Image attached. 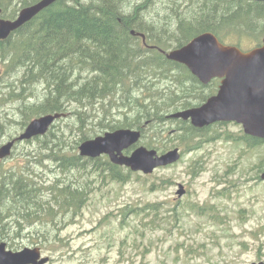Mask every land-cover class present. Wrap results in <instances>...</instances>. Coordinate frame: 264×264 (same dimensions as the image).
Returning <instances> with one entry per match:
<instances>
[{
  "label": "trees",
  "instance_id": "16d2710c",
  "mask_svg": "<svg viewBox=\"0 0 264 264\" xmlns=\"http://www.w3.org/2000/svg\"><path fill=\"white\" fill-rule=\"evenodd\" d=\"M37 1L0 0L2 16L14 19L21 8ZM73 1L54 2L7 39H0V61L5 64L6 73L22 72L18 83L8 86L11 88L8 98L25 101L33 84L45 85L42 101L23 103L22 129L35 117L63 113L65 116L59 120L70 114L78 120L77 129L82 135L75 149L82 141L97 135L100 128L101 131L139 129L141 140L148 148L162 153L181 145L182 155L219 139L222 133L225 139L244 141L249 147L264 142L245 133L236 137L214 128L223 122L197 128L190 121L169 118L172 112L204 103L218 91L220 79L203 84L187 66L168 59L160 50L181 47L205 31L213 32L224 43L239 47L245 38L254 41V46L262 45L264 1L185 0L188 3L182 7L181 0H165L166 10L158 19L148 16L155 0ZM132 30L144 33L150 46H145L142 38ZM163 81L170 84L160 86ZM101 101L129 110L115 119L108 107L99 120V128L88 127L91 110ZM166 121L177 123L178 144L170 147L162 136L167 130L163 126ZM50 135H54L53 130L26 141L46 142L43 138ZM64 136H55L57 151L50 147V158L64 172L91 167L120 182L131 177L130 169L125 171V167L112 163L108 157L91 159L77 152L70 153L62 146ZM258 168L264 170V156ZM48 190L51 191L47 197L49 201L24 168L17 171L0 163V224L8 216L15 215L18 222H47L45 227L46 224L58 225L62 217L77 213L86 196L87 185L59 179L48 186ZM4 232L0 227V233ZM49 236L46 231L39 233L37 238L50 239Z\"/></svg>",
  "mask_w": 264,
  "mask_h": 264
},
{
  "label": "rangeland",
  "instance_id": "374dc122",
  "mask_svg": "<svg viewBox=\"0 0 264 264\" xmlns=\"http://www.w3.org/2000/svg\"><path fill=\"white\" fill-rule=\"evenodd\" d=\"M164 3L165 0H155L148 16H163ZM187 3L180 1L182 7ZM253 47L250 38L242 39V49ZM5 69L0 61V146L24 130L20 125L24 119L23 103L40 102L46 94L45 85L38 82L29 89L25 101L8 98V86L17 84L22 72L7 74ZM162 83L159 85L170 84ZM108 107L115 119L129 110L109 101L98 102L91 110L88 127L99 128V120ZM76 120L71 114L57 120L50 129L54 135L43 138L46 142L22 141L0 163L17 171L24 168L41 187L45 200L51 194L48 186L59 179L86 184L81 207L74 215L62 217L55 226L21 221L23 230L11 225L10 231L4 228L5 231L30 233L33 238L39 235L36 231L49 232L53 240L46 248L54 255L50 264H252L264 260V180L259 178L264 170L258 168L264 156V142L249 147L244 141L225 139L222 133L219 139L188 151L173 164L149 174L132 171L127 181L120 182L91 167L64 172L50 158V147L55 151L59 147L55 136L62 134V146L70 153H79L74 146L82 133ZM163 126L167 129L162 132L164 141L169 147L178 144L177 123L166 121ZM214 128L236 137L244 134L243 126L236 122L217 124ZM101 130L97 135L109 131ZM143 142L142 139L128 153L145 146ZM179 185L185 189L181 196ZM17 219L10 215L2 223L15 224ZM0 237L5 236L0 233Z\"/></svg>",
  "mask_w": 264,
  "mask_h": 264
},
{
  "label": "water",
  "instance_id": "95a60500",
  "mask_svg": "<svg viewBox=\"0 0 264 264\" xmlns=\"http://www.w3.org/2000/svg\"><path fill=\"white\" fill-rule=\"evenodd\" d=\"M56 1L58 0H38L23 7L15 19L1 17L0 8V39H7L12 32ZM132 33L136 32L132 30ZM138 35L145 40L144 33ZM160 50L168 59L186 65L203 84L210 83L214 78L221 79L216 94L201 105L170 113L169 118L189 120L197 128L217 122H236L243 126L247 135L264 140V43L250 50H243L237 45L223 43L216 34L205 31L181 47ZM62 116L65 114L47 113L32 119L18 136L0 146V160L12 154L17 142L46 134ZM141 136L139 129L109 130L82 141L79 153L89 158L106 154L112 163L145 174L152 173L158 167L173 164L181 158L179 147L159 153L156 149L140 145L126 153L125 150L138 144ZM261 179L264 180V172ZM179 186L178 193L181 196L185 189L183 185ZM48 259L41 258L39 248L12 252L6 250L5 243H0V264H45ZM252 264H264V260Z\"/></svg>",
  "mask_w": 264,
  "mask_h": 264
},
{
  "label": "flooded vegetation",
  "instance_id": "af4514ba",
  "mask_svg": "<svg viewBox=\"0 0 264 264\" xmlns=\"http://www.w3.org/2000/svg\"><path fill=\"white\" fill-rule=\"evenodd\" d=\"M18 13H17V15H18ZM136 34L138 35V33H136ZM138 36H140V35H138ZM140 37L142 38V42L145 46H147V47L150 46L146 43V38L144 40V38L142 36H140ZM220 83H221V79H220ZM11 225L16 226L15 228L19 229V230H23V228H24V225L19 223V222L15 223V224L8 223V222L0 224L1 228H3V229L7 228L8 231H10V229L12 227ZM6 231L4 233H1L5 237L0 238V243H5V248L7 251L19 252V251H23L27 248H39L41 258L42 257H48L49 258L45 264H50L53 262L54 255L51 252H48V249L46 248V247H49V245H52L51 243H52L53 239L33 238L32 236H30V233L19 234V233L15 232L14 234L13 233L10 234V232H8V231L6 232ZM37 232L38 231H36V234L41 233V231H39V233H37Z\"/></svg>",
  "mask_w": 264,
  "mask_h": 264
}]
</instances>
